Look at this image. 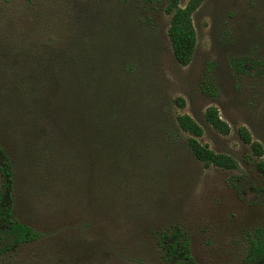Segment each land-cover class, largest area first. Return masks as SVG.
<instances>
[{
  "label": "rangeland",
  "instance_id": "1",
  "mask_svg": "<svg viewBox=\"0 0 264 264\" xmlns=\"http://www.w3.org/2000/svg\"><path fill=\"white\" fill-rule=\"evenodd\" d=\"M193 21L197 49L181 66L167 38L164 6L0 0V105L17 74L40 70L47 82L48 67L80 60L90 70L101 65L111 91L133 105L108 125L111 141L103 145H114L116 154L107 163L89 154L94 148L83 155L72 136L42 144L47 157L28 155L22 126L28 113L16 105L9 113L0 109V144L14 166V214L41 234L2 255L0 264H166L157 234L173 225L188 232L196 264L242 263L247 233L264 228V176L246 163L250 149L237 130L246 127L264 148V77L232 65L245 57L264 61V0H205ZM207 71L217 92L205 89ZM210 106L231 127L229 136L207 124ZM184 114L203 127L200 141L233 156L238 170L206 168L196 160L176 125ZM50 128L64 138L67 127ZM233 176L247 181L241 195L230 185Z\"/></svg>",
  "mask_w": 264,
  "mask_h": 264
},
{
  "label": "trees",
  "instance_id": "2",
  "mask_svg": "<svg viewBox=\"0 0 264 264\" xmlns=\"http://www.w3.org/2000/svg\"><path fill=\"white\" fill-rule=\"evenodd\" d=\"M141 5L149 10H154L158 5L164 6V12L169 16L167 38L171 46L175 61L181 66H188L197 49V33L193 17L205 0H190L186 6L181 5V0H138ZM151 38V36H150ZM149 41V39H148ZM150 42V41H149ZM74 66L64 67L62 64L47 68V82L43 80L40 70H30L26 75L17 74V79L11 82L10 94L1 101L0 109L9 113L13 106L25 116L24 146L28 155L40 151L47 157L49 150L42 146L48 139L60 142L61 139H71L78 148L79 145L90 150V155L102 157L107 163L110 153L113 156L116 150L114 145H103L111 141L108 135V125L120 121L121 111L126 114L131 111L132 104L127 100L120 102L115 92L108 87L109 75L102 73L101 65H96L91 70L87 60L75 62ZM235 71L253 77H264V61L252 58H239L233 62ZM66 71V73H65ZM74 73V75H73ZM210 71H207L205 83L206 91L217 92L212 84ZM212 83H211V82ZM176 104L183 108L185 102L176 100ZM53 105H56L53 107ZM57 112H60L61 119ZM131 120L126 115L125 119ZM21 119V118H20ZM205 120L212 129L222 136H229L231 127L225 122L215 106H210L205 111ZM16 121H20L16 119ZM62 128L65 136L51 132L55 124ZM178 129L187 135L185 146L189 152L206 168H218L223 171H236L239 169L238 161L231 155L217 153L204 145L200 138L204 135L203 127L189 115H179L176 118ZM58 127L60 130V126ZM106 127V128H105ZM117 131V130H116ZM114 131V135L115 132ZM51 133V134H50ZM50 134V135H49ZM237 135L243 144L249 147L250 153L246 163L252 164L255 170L264 176V148L261 143L254 140L251 132L246 127H240ZM104 140V141H103ZM93 141L94 143H88ZM83 142V143H82ZM87 143V144H86ZM110 148V149H109ZM73 153V152H72ZM78 153L77 155H79ZM83 155L80 154L82 157ZM114 160V159H113ZM0 175L2 178V192L0 194V257L9 251L15 250L25 244L37 241L41 234L29 226L20 223L14 214V166L13 161L3 145L0 144ZM245 179V178H244ZM246 180L233 176L230 185L242 194V187ZM256 191V190H255ZM261 193V190L257 191ZM158 242L163 250V260L166 264H196L192 256L191 243L188 232L178 225H173L158 234ZM248 247L242 264H264V228L257 227L253 232H248Z\"/></svg>",
  "mask_w": 264,
  "mask_h": 264
},
{
  "label": "flooded vegetation",
  "instance_id": "3",
  "mask_svg": "<svg viewBox=\"0 0 264 264\" xmlns=\"http://www.w3.org/2000/svg\"><path fill=\"white\" fill-rule=\"evenodd\" d=\"M193 256V255H192ZM242 264V263H241Z\"/></svg>",
  "mask_w": 264,
  "mask_h": 264
}]
</instances>
